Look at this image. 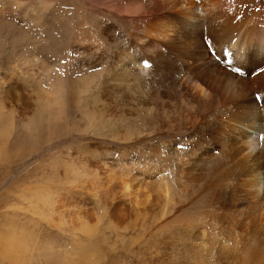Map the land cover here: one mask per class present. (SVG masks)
Returning <instances> with one entry per match:
<instances>
[{"label":"rangeland","instance_id":"1","mask_svg":"<svg viewBox=\"0 0 264 264\" xmlns=\"http://www.w3.org/2000/svg\"><path fill=\"white\" fill-rule=\"evenodd\" d=\"M161 2L0 0V264H244L258 247L264 264L246 178L215 177L232 164L216 149L179 156L200 151L184 101L132 113L119 54L144 64L137 16Z\"/></svg>","mask_w":264,"mask_h":264},{"label":"bare ground","instance_id":"2","mask_svg":"<svg viewBox=\"0 0 264 264\" xmlns=\"http://www.w3.org/2000/svg\"><path fill=\"white\" fill-rule=\"evenodd\" d=\"M151 4L137 16L144 25L137 30L139 34L143 30L144 64L133 60L129 52L119 51L120 61L127 62L124 80L131 77L139 91L132 113L149 115L157 110L155 95L166 99L167 107L182 99L186 108L183 117L190 124L185 134L200 151L184 149L179 156L191 163L216 149L210 159L231 161L225 171L221 164L214 168L219 172L215 177L225 172L232 181L246 178L249 201L253 198L257 206L242 218L264 235V0H163V7L175 9L171 12ZM129 30L134 31L131 26ZM225 131L230 136L228 145L222 141ZM258 249L248 250L254 260L247 258L244 264H261Z\"/></svg>","mask_w":264,"mask_h":264},{"label":"snow or ice","instance_id":"3","mask_svg":"<svg viewBox=\"0 0 264 264\" xmlns=\"http://www.w3.org/2000/svg\"><path fill=\"white\" fill-rule=\"evenodd\" d=\"M145 66H147V64L145 65ZM236 72H240V69L239 68H236V69H234ZM262 138H264V137H262Z\"/></svg>","mask_w":264,"mask_h":264}]
</instances>
